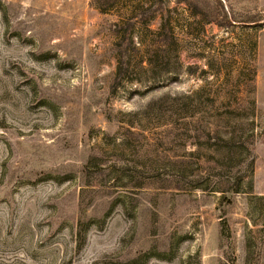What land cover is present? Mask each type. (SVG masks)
<instances>
[{"label":"rangeland","instance_id":"374dc122","mask_svg":"<svg viewBox=\"0 0 264 264\" xmlns=\"http://www.w3.org/2000/svg\"><path fill=\"white\" fill-rule=\"evenodd\" d=\"M0 264H264V0H0Z\"/></svg>","mask_w":264,"mask_h":264},{"label":"trees","instance_id":"16d2710c","mask_svg":"<svg viewBox=\"0 0 264 264\" xmlns=\"http://www.w3.org/2000/svg\"><path fill=\"white\" fill-rule=\"evenodd\" d=\"M143 10L151 13L150 21L146 20V18L140 20L142 17L141 15H145L141 14ZM168 12L169 10H163V8L160 11L156 10L154 3L137 4L133 14L124 18L123 21L118 24H114L116 35L115 47L117 48L116 85L129 79L128 75L133 68L136 66L143 67L140 66V64L138 65V62L134 61V58H137L138 55L141 56L140 62L142 65L143 63L147 64V69L142 68L147 72L153 71L155 65L159 63L168 66L170 64L171 53H175L178 59V46L180 42L176 34L178 26L175 22L170 20L167 14ZM193 15L198 16L203 15V13L196 10ZM210 16H212V13ZM159 17L160 21H158L155 27L154 23ZM218 17L219 15L216 17L217 19H212L218 21ZM212 19H208L207 23H213ZM153 26L155 28H153ZM126 43H128L127 46L129 48L126 46ZM154 58H156L159 63H154ZM165 71L169 73L172 70L170 66H168ZM224 193L236 194L238 190L232 189Z\"/></svg>","mask_w":264,"mask_h":264}]
</instances>
